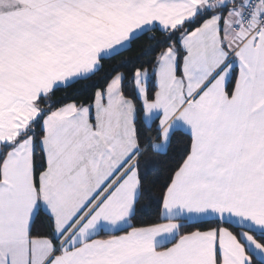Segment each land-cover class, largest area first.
<instances>
[{
  "label": "snow or ice",
  "instance_id": "6c2138e0",
  "mask_svg": "<svg viewBox=\"0 0 264 264\" xmlns=\"http://www.w3.org/2000/svg\"><path fill=\"white\" fill-rule=\"evenodd\" d=\"M0 264H264V0H0Z\"/></svg>",
  "mask_w": 264,
  "mask_h": 264
},
{
  "label": "trees",
  "instance_id": "16d2710c",
  "mask_svg": "<svg viewBox=\"0 0 264 264\" xmlns=\"http://www.w3.org/2000/svg\"><path fill=\"white\" fill-rule=\"evenodd\" d=\"M152 42L148 41L146 38H144L142 41L138 42L137 45L133 46V50L131 52L126 53L127 56L132 57L133 59L141 53V48L142 47H147L149 44H151ZM80 94V99L84 100L87 98V96L89 95V92L84 90L83 88H79V86H77ZM70 91H75V90H70ZM59 95H63V93H58ZM175 148V146H174ZM174 155V151H170L168 153L167 156L161 155V156H157L155 157V160L157 162V166L159 167V169L164 170L166 168V166L168 164L171 163V157ZM158 176L157 172H153L151 176H149V181H151L152 179H155ZM143 203V202H142ZM147 218V217H146Z\"/></svg>",
  "mask_w": 264,
  "mask_h": 264
}]
</instances>
